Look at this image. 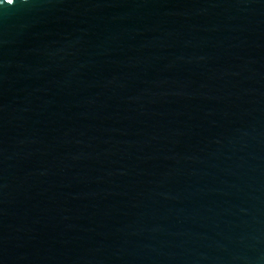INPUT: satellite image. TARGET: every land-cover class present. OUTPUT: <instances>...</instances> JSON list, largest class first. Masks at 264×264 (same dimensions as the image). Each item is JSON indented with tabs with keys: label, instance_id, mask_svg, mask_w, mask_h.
Instances as JSON below:
<instances>
[{
	"label": "water",
	"instance_id": "95a60500",
	"mask_svg": "<svg viewBox=\"0 0 264 264\" xmlns=\"http://www.w3.org/2000/svg\"><path fill=\"white\" fill-rule=\"evenodd\" d=\"M0 264H264V0H0Z\"/></svg>",
	"mask_w": 264,
	"mask_h": 264
}]
</instances>
